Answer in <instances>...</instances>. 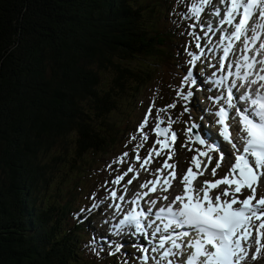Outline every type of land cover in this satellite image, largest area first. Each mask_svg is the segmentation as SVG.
<instances>
[{"label":"trees","instance_id":"trees-1","mask_svg":"<svg viewBox=\"0 0 264 264\" xmlns=\"http://www.w3.org/2000/svg\"><path fill=\"white\" fill-rule=\"evenodd\" d=\"M171 7L0 0V264H100L62 186L76 193L92 157L119 141L110 117L148 76L132 63L174 66Z\"/></svg>","mask_w":264,"mask_h":264},{"label":"snow or ice","instance_id":"snow-or-ice-1","mask_svg":"<svg viewBox=\"0 0 264 264\" xmlns=\"http://www.w3.org/2000/svg\"><path fill=\"white\" fill-rule=\"evenodd\" d=\"M211 3L212 0H199V3L192 0L189 9L191 16L198 19L204 11V6ZM219 4L223 5V8H215V16L220 18L219 31L222 33L218 37V44L222 51L218 70L226 72L227 75L215 83L223 85L232 75L244 82L238 85L236 81H232L228 85L226 97H223L226 107L222 106L215 112L218 118L217 123L221 126L220 135L224 142L231 145L234 153L225 152L219 144L210 143L208 138L200 134L193 136V129L200 126L191 124L186 129L188 142L183 146L188 147V143L198 142L203 150L195 149L197 155L192 157L191 165L197 171L194 172L193 167L190 166L180 177L181 193L168 204L159 207L155 213L153 208L156 207L158 200H146L145 202L149 205L146 211H137L133 208L119 220L117 229L125 225L134 226L135 232L142 235H147L146 229L156 224V221L162 223V227L156 225L152 232V236L160 235L158 244L153 246L151 251L159 253L161 249H164L156 264H163L165 261L167 264H248L249 261H256L264 254V242H262L264 241V196L257 199V188L260 186L261 178L264 177V0H219ZM208 31H212L211 27ZM194 38L197 41L200 39V37ZM236 42L243 46V54L239 59L226 64L228 57L237 51ZM257 42H259L258 47ZM195 47L200 48L201 45L196 43ZM189 55L192 56L190 64L200 60V56L191 53ZM258 56L261 58L257 59ZM233 68L238 70L233 72L231 71ZM182 83L185 85L196 83L191 71L186 74ZM246 85L256 86L253 88L255 98L248 93H242L238 98L234 97L232 89ZM177 95L186 102H191L193 92L188 91L185 94L183 89H180ZM235 99L250 102L249 107L243 110L236 107ZM154 106L153 102L139 125L140 143L133 148L134 160L139 164V169L134 164H130L122 175L116 176L112 181L114 185H120L124 177L132 173V178L123 185L124 193H127L128 185L139 178L141 171L155 176V179L147 180L140 185L141 190L148 189V191H138L134 194L135 199L132 203L137 207L139 201L148 197L150 193L168 192L172 182L177 178L176 165L168 162L175 154L173 146L177 135L171 131L174 121L168 116L167 126L161 127L165 124V120L160 115V113L167 115L169 108L176 107L175 103L157 109L156 124L150 130L157 138L148 150L147 156L141 160L140 149L149 140V133L144 129L148 126ZM230 109H235V115L239 117L238 132L241 134L242 148L237 147L232 138L231 126L228 123ZM187 111L189 108L185 106V112ZM137 138L133 135L132 140ZM156 145L160 146L159 149ZM165 149L168 150L167 159L154 173L151 172L148 166L153 156L159 157L165 154ZM188 150L193 151L191 147H188ZM217 151L220 152V156L215 167L211 168L213 178L217 176V170L221 168L226 156L231 159L234 154V163L223 177L205 180L201 187H195L194 181L209 170L213 160L211 153ZM127 158L128 153L125 152L116 162L124 163ZM168 169L171 171L165 175V170ZM217 189L219 191L214 192ZM245 189L251 194L240 199ZM110 196L113 200L124 201L125 199V195L118 196L115 190L110 192ZM158 199L168 200V196ZM115 207L119 210L120 204H116ZM152 215H155V220L147 225L143 223ZM177 229L183 230L177 231ZM253 232H255L254 236ZM164 233L168 234L164 235ZM166 245L170 247L166 248ZM253 245H255V251L250 253ZM139 250L143 253L149 251L147 247H140ZM142 258L147 264L149 256L144 255Z\"/></svg>","mask_w":264,"mask_h":264},{"label":"rangeland","instance_id":"rangeland-1","mask_svg":"<svg viewBox=\"0 0 264 264\" xmlns=\"http://www.w3.org/2000/svg\"><path fill=\"white\" fill-rule=\"evenodd\" d=\"M187 1L188 0H178L176 3V0H174L172 6L178 4L177 11L168 14L169 23H177L179 26V33L176 37H179L178 43L180 46L182 43L183 48V50H179V54L173 62L174 66L172 67V64L170 65L162 60H151L142 63H139V60L132 63L135 68L139 67V64L147 66L146 71L148 72V76H145L144 74L141 75L142 80L140 82L139 91L133 92L130 97H127L110 117V121L114 122L116 126L115 138L119 137V141L113 142L111 147H108L104 152L92 157L90 166L86 168L85 172H82V174L79 175L81 176L79 179L81 180L82 187L81 189L79 188L76 193L71 190L70 186H62L65 191V197H69L72 200V206L74 208H79V214L75 215L76 219L77 217L79 219L83 218V216L90 211H96L103 202V199H101L100 196L103 198L107 193L105 187L109 185L110 188H114L115 185L112 181L116 176L122 175L130 164H138L133 159V154H135L133 148L136 144L140 143L139 125L144 120L145 114L153 102L155 106L152 108V115L149 118L148 126L144 129L145 132L149 133V140L144 144V147L140 149V155H142V157L147 155L148 150L150 149L149 147L152 146L157 138L156 135L150 131L156 124L157 109L165 108L167 105L173 103L176 105L175 108H169L167 115L164 113H160V115L165 120V124L161 125V127L167 126L168 116L174 121L171 126V131L176 133L177 139L173 146L175 150L173 156L177 157L176 160L178 164H183V168L185 165H189L190 162L187 163L186 159L180 157V155L186 154L194 156L197 154L195 149H202L195 142L193 143L197 145V148L194 144H191L192 142L188 143V147H191L193 151H189L188 147L183 146L188 142V137L186 135L187 127L196 122L194 119L195 114H200L202 112V107L200 106L201 102L199 100L203 99V97L200 96V93L196 92V90L195 93L193 92L192 84L185 85L182 83L183 78L189 71H197L194 64L189 63L192 59V56H190L189 53L195 55L196 41L194 37H196V32L201 25V21L192 17L190 11L184 14V10L181 11V9L185 7V4H187ZM180 89H183L185 94H187L188 91H192L193 102H186L178 96L177 91ZM197 90H199V88ZM185 106L189 108V111L185 112L187 115L184 113ZM192 110H194V112H192ZM133 135H136L138 138L132 140ZM161 139H163V137H161ZM156 147L159 149L160 146L156 145ZM167 151L164 150V157L166 159ZM125 152L128 153L126 161L124 163L116 162ZM155 157L156 156H153L152 162H154ZM216 157L217 156H215V158ZM109 165H111V167H109ZM212 166L213 162L208 171L211 170ZM71 171H73L72 174L74 176H77V173L74 170ZM218 172L225 173V170L218 169ZM208 177H211V174ZM66 181L71 182L70 180ZM95 197H98V202H94ZM97 222L100 223L101 226L105 223L99 214L87 222V226L91 228L89 232L92 236L90 239H87V241H84L87 243L88 250L91 249L92 254L101 260V262H99L100 264H106L108 261H113L115 263V259L120 255L122 257H118L117 260H121V262L124 263L127 261V258L135 256V253L130 251V249L126 251L128 249L126 246H124L122 250H119V246H111L112 243L103 242V245H94L92 237L95 236L96 233H99L101 229L100 227L95 228ZM102 238H99L98 241H102ZM118 251H120L119 254L114 255V253ZM113 256L114 258H112ZM253 264H264V254H262L259 260Z\"/></svg>","mask_w":264,"mask_h":264},{"label":"bare ground","instance_id":"bare-ground-1","mask_svg":"<svg viewBox=\"0 0 264 264\" xmlns=\"http://www.w3.org/2000/svg\"><path fill=\"white\" fill-rule=\"evenodd\" d=\"M212 70H213V68H211V71H212ZM191 72H192V71H191ZM192 74H193V79H195L196 81L200 79V77H199L198 75H196V73L194 74V72H192ZM192 89H193V92L195 93V84H194V85L192 84ZM191 102H193V101H192V98H191ZM193 106H194V104H193ZM195 134H200L199 127L193 129V133H192V135L194 136ZM205 137L208 138V141H209L210 143H211V142H215V140H214V138H212V135H211L210 132H209V133L206 132V133H205ZM190 143H191V142H190ZM191 144H194V146L197 148V145H196L195 143L192 142ZM219 144H221V145H223V146H226V144H225V143H222V142H220ZM211 155H212L213 160H214V157L216 156V152L211 153ZM226 157H227V161L231 160V159H229L228 156H226ZM231 158H232V156H231ZM212 162L214 163V161H212ZM225 166H226V165L221 166V168H220L219 170H222ZM209 167H210V166H209ZM224 170H225V173L228 172L226 169H224ZM263 179H264V177L261 178L260 187H261V183H262ZM262 189H264V188L262 187ZM218 191H219V190H218ZM257 192H259V189H257ZM144 236H145V235H144ZM143 238H144V237H143Z\"/></svg>","mask_w":264,"mask_h":264}]
</instances>
